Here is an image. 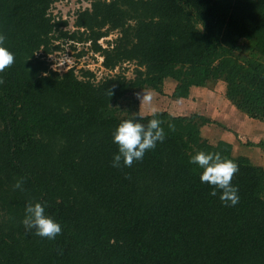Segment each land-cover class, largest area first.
I'll return each instance as SVG.
<instances>
[{
  "label": "trees",
  "instance_id": "1",
  "mask_svg": "<svg viewBox=\"0 0 264 264\" xmlns=\"http://www.w3.org/2000/svg\"><path fill=\"white\" fill-rule=\"evenodd\" d=\"M57 1L0 0V34L15 57L0 72V264H264V169L227 142L209 144L195 120L219 123L156 113L164 140L130 167L112 166L113 130L136 116H118L115 104L161 92L167 79L184 99L222 81L236 111L264 122V0H91L73 32L51 16ZM114 31L107 47L97 43ZM59 41L90 42L105 69L134 63L135 76L94 82L88 70L54 71L47 57ZM243 41L253 64L235 54ZM199 150L238 165L236 205L201 182L189 162ZM29 202L46 203L61 224L54 239L25 229Z\"/></svg>",
  "mask_w": 264,
  "mask_h": 264
},
{
  "label": "rangeland",
  "instance_id": "2",
  "mask_svg": "<svg viewBox=\"0 0 264 264\" xmlns=\"http://www.w3.org/2000/svg\"><path fill=\"white\" fill-rule=\"evenodd\" d=\"M90 2L91 0L57 1L52 5L50 14L52 17L67 23V26L63 27L64 30L73 32L76 30L74 27L76 14L89 8ZM117 35L116 31L111 32L98 40L97 43L102 47H107L108 43L111 44ZM58 43L60 44L59 50L49 55L48 62L58 64V62L61 63L60 61H66L64 66L57 67L60 73L67 71L66 67L71 65L79 77L84 70L92 72L94 82L116 74H122L127 79H132L135 76L136 66L134 63H123L114 70L105 69L102 64L103 57L100 53L92 51L90 42L59 41ZM253 47L252 43L246 41L239 45L235 54L241 63L245 61L249 64L254 63ZM175 86V81L167 79L161 88V92L150 88L130 92L115 104L114 108L120 117L135 116L138 112L140 116L151 115L152 108L156 109V113L166 112L173 117L185 118L194 114L204 115L208 120H214L220 125L195 120L199 136L202 139L212 145L222 141L227 142L232 146L234 157H246L249 163L264 169V149L250 145L264 140V122L253 121L236 111L224 98V82L218 80L211 82L206 88L192 89L186 99L174 96ZM143 92L151 93V104H141L140 96L143 95ZM232 132L237 133L240 140H237Z\"/></svg>",
  "mask_w": 264,
  "mask_h": 264
},
{
  "label": "clouds",
  "instance_id": "3",
  "mask_svg": "<svg viewBox=\"0 0 264 264\" xmlns=\"http://www.w3.org/2000/svg\"><path fill=\"white\" fill-rule=\"evenodd\" d=\"M4 35L0 34V72L14 63V54L4 46ZM2 82V81H0ZM139 95V94H138ZM141 104H151L150 92H143L140 96ZM152 118L147 123L139 112L132 119L122 120L113 130V143L117 144L118 151L113 155L112 166H131L133 161L143 159L146 151L154 149L157 142H162L165 132L161 127L162 121L156 118V109L151 110ZM175 125L169 121L168 128ZM190 163L203 169L200 174L202 183L213 186L210 195L216 196L220 190V200L228 206H234L239 201L238 188L232 184V178L238 172V165L231 159L223 157L219 152L196 151L190 157ZM22 181L17 180L14 187L21 188ZM46 203L29 202L25 205L24 217L21 223L26 230H34L35 235L54 239L62 231L61 224L45 212Z\"/></svg>",
  "mask_w": 264,
  "mask_h": 264
},
{
  "label": "built area",
  "instance_id": "4",
  "mask_svg": "<svg viewBox=\"0 0 264 264\" xmlns=\"http://www.w3.org/2000/svg\"><path fill=\"white\" fill-rule=\"evenodd\" d=\"M48 57H49V55H48ZM48 57H47V60H48ZM61 63H59L58 62V64H56V62H51V64L49 63V66H50V68L52 69V70H54V71H57V72H59V69H57V67L58 66H60V65H65V63H66V61L64 62V61H60ZM70 68H72V66L71 65H68L67 67H66V70H68V69H70Z\"/></svg>",
  "mask_w": 264,
  "mask_h": 264
}]
</instances>
